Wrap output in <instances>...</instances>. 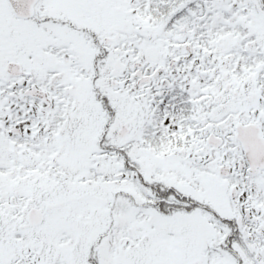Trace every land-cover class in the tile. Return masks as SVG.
Masks as SVG:
<instances>
[{"label":"snow or ice","instance_id":"snow-or-ice-1","mask_svg":"<svg viewBox=\"0 0 264 264\" xmlns=\"http://www.w3.org/2000/svg\"><path fill=\"white\" fill-rule=\"evenodd\" d=\"M0 264H264V0H0Z\"/></svg>","mask_w":264,"mask_h":264}]
</instances>
